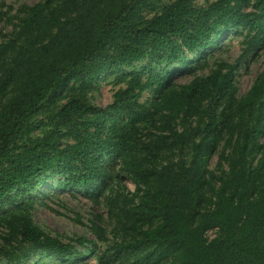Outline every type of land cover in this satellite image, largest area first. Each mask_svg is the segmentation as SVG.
I'll list each match as a JSON object with an SVG mask.
<instances>
[{
  "label": "trees",
  "instance_id": "obj_1",
  "mask_svg": "<svg viewBox=\"0 0 264 264\" xmlns=\"http://www.w3.org/2000/svg\"><path fill=\"white\" fill-rule=\"evenodd\" d=\"M160 1L20 6L0 40V260L21 264L34 251L68 257L73 242L95 247L84 237L63 242L33 222L30 193L51 172L66 190L132 183L129 199H109L122 229L113 255L129 253V264H264V69L241 95L235 65L224 61L183 84L170 80L182 64L203 69V52L231 31L246 30L243 55H252L264 38L263 0H171L142 15ZM4 16L0 9V23ZM145 59L110 105L88 103L101 75ZM61 98L51 127L30 135L32 120ZM89 229L98 237L96 224Z\"/></svg>",
  "mask_w": 264,
  "mask_h": 264
},
{
  "label": "rangeland",
  "instance_id": "obj_2",
  "mask_svg": "<svg viewBox=\"0 0 264 264\" xmlns=\"http://www.w3.org/2000/svg\"><path fill=\"white\" fill-rule=\"evenodd\" d=\"M43 0H0V9L5 12L0 23L1 38L6 39L14 25L17 23V11L21 5H32ZM171 0H161L142 12L145 18L157 13L163 4H167ZM213 0H195L194 5L197 7L206 6ZM264 3V0H263ZM246 11H255L254 8L248 7ZM257 11V10H256ZM247 32L244 29L231 31L228 34L221 35L216 38L215 45L203 52L207 57V64L203 69L189 65H180L174 71L172 67H167V71H171L170 80L176 84H183L189 81L193 74L196 76L205 75L213 66V62L224 61L228 64L235 65L236 70L233 76V81L236 87V92L241 95L246 92L254 77L264 69V38L256 46L254 53L243 55L247 41ZM183 58V60H186ZM189 59L193 55L188 56ZM146 64V59L139 62H134L129 67H122L114 73L101 75L94 82V89L85 94L88 103L95 107L105 108L111 104L113 94L125 86V81L133 72L140 71ZM200 65V63H199ZM177 66V65H176ZM165 70V69H164ZM158 69L155 67V72ZM163 71V69H161ZM161 74V72H157ZM148 75L147 73L144 77ZM151 94L148 90L140 94L139 103L147 104ZM64 103V99L58 100L54 104H46L44 109L32 120L30 125V135L39 136L44 130L49 129L50 118L54 111V106ZM56 107V108H57ZM194 124V120L192 125ZM136 137L140 138L139 133ZM221 142L215 148L212 155L208 157L207 167L211 170L216 164L218 153L221 149ZM111 172V169L109 170ZM115 172V171H114ZM114 172L111 173L114 176ZM38 185L30 196L33 199L31 210V218L33 222L40 227L44 232L51 236H58L63 242H68L69 239L84 237L91 243L83 242L79 245L72 243L75 248V253L68 257H55L44 251L31 252L26 260L21 264H96L99 258L105 257L106 264H129L131 258L129 253L122 252L118 255H113L114 247L119 242L121 237V228L110 219L111 212L117 206H110L109 199L114 194L125 195L133 190L132 183L123 178L122 184H115L114 181H106L105 184L93 183L88 190L64 189L59 187L61 177L51 172L44 174L37 179ZM124 187V189H122ZM126 198L129 199V195ZM122 203L119 199L118 205ZM110 214V215H109ZM92 224H96L100 231L98 237L90 231ZM213 231L206 234V237L213 236ZM0 264H8L0 260Z\"/></svg>",
  "mask_w": 264,
  "mask_h": 264
}]
</instances>
